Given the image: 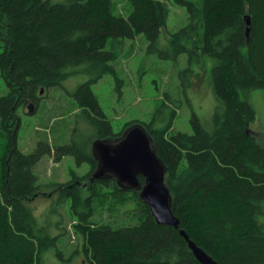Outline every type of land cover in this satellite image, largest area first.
I'll return each instance as SVG.
<instances>
[{"label":"trees","instance_id":"trees-1","mask_svg":"<svg viewBox=\"0 0 264 264\" xmlns=\"http://www.w3.org/2000/svg\"><path fill=\"white\" fill-rule=\"evenodd\" d=\"M171 2L188 14L187 24L171 34L175 55L218 61L212 69L216 108L210 126L193 113L192 133L175 131L177 110L168 96L163 102L172 111L168 125L157 127L156 114L150 123L126 124L115 133L92 86L107 75L122 82L119 59L126 41L136 36L145 37L148 54L169 57L159 41ZM0 49V77L7 86L0 96V264H45L51 249L63 263L79 255L81 264H200L180 230L217 264H264V144L250 129L256 113L247 99L252 91L264 92V0H0ZM79 75L88 81L70 94L67 115L51 116L40 126L44 132L34 150L22 151L20 111L30 103L36 108L43 89H63ZM74 115L85 131L62 124ZM136 124L148 132L167 169L180 230L160 225L141 191L110 177L92 180L98 168L94 144L119 139ZM46 157L55 164L73 157L90 170L48 185L51 192L45 193L37 167ZM55 194L61 233L52 236L29 204ZM108 200V220L96 222V203ZM72 235L78 240L74 249ZM63 239L68 243L58 247Z\"/></svg>","mask_w":264,"mask_h":264},{"label":"rangeland","instance_id":"rangeland-1","mask_svg":"<svg viewBox=\"0 0 264 264\" xmlns=\"http://www.w3.org/2000/svg\"><path fill=\"white\" fill-rule=\"evenodd\" d=\"M64 1L52 0L53 3ZM118 4L120 11L125 12L122 11L125 8V3L120 2ZM187 22L188 14L185 8L171 2L169 19L166 27L161 32L159 41L160 46L164 51H167L169 57L160 58L155 54H148L149 44L147 40L144 36H136L134 39L126 41L124 55L119 59L117 77L122 82L118 84L115 76L107 75L92 86L102 109L113 125L115 133H119L126 124L135 122L150 123L156 114H159L157 127H165L170 121L171 109L177 110L172 123L175 131L192 133L190 120L193 113L197 114L205 125L210 126L216 108V100L212 92V69L218 64V61L209 57H204L201 62L189 61L188 54L175 55L170 43L171 34L186 25ZM87 81V76L79 75L65 81L63 89H43L42 100L39 101L33 115L29 114L28 109L20 111L22 128L19 133L18 147L22 151L29 153L34 150L37 145L38 133L40 130L44 132L40 126L51 116L56 114L65 117L67 115L65 111L70 109V104L73 101L70 94L74 93L80 85ZM117 85H120L121 93H119ZM6 93L7 86L0 77V96ZM168 96L173 100V106L168 104L166 100L171 109L166 107L163 109V102L165 97ZM247 99L256 113V120L250 125V129L256 141L264 144V92L262 90L252 91ZM68 122L70 123L62 121V124H71V127L77 125L81 131L86 129L80 119H75V115ZM47 133L49 140L52 141V134L49 131ZM116 140L110 138L103 142L112 143ZM3 144L4 140L0 135V157L3 153ZM89 170L90 166L88 164L78 166L73 157H67L59 164H55L53 158L46 157L37 167V174L40 176L39 183L44 186L43 192L50 193L51 187H47L48 185L66 183L71 179L72 173L83 176ZM110 203L109 200L103 204H101V201L96 203L97 215L94 219L96 222L102 223L108 220ZM29 207L38 219L41 218L42 223H39L41 226L46 227L52 236L61 233L55 226L61 218L57 213L59 209L57 194L51 197L40 196L30 203ZM61 211L64 214L67 213L66 208ZM70 221L69 218L68 225L71 224ZM70 237L71 249H74L78 240L76 236L72 235ZM64 242L67 244L68 239L60 241L58 247ZM54 253L55 249H51L46 253L45 264H81L82 262V260H78V255L72 263H63ZM67 256L68 252L66 253Z\"/></svg>","mask_w":264,"mask_h":264},{"label":"water","instance_id":"water-1","mask_svg":"<svg viewBox=\"0 0 264 264\" xmlns=\"http://www.w3.org/2000/svg\"><path fill=\"white\" fill-rule=\"evenodd\" d=\"M28 110L33 115L35 105L30 103ZM94 154L98 168L92 180L110 177L126 189L141 191L142 200L150 207L157 222L180 230V220L172 211V196L165 182L167 169L157 156L150 135L142 126L128 129L115 142H96ZM140 177L145 181L143 186ZM180 235L187 241L200 264H217L184 230H180Z\"/></svg>","mask_w":264,"mask_h":264}]
</instances>
